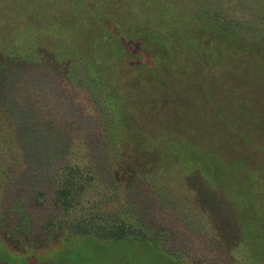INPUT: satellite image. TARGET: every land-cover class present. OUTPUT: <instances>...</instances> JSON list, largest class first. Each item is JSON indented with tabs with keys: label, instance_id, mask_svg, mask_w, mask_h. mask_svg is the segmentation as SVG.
Wrapping results in <instances>:
<instances>
[{
	"label": "trees",
	"instance_id": "16d2710c",
	"mask_svg": "<svg viewBox=\"0 0 264 264\" xmlns=\"http://www.w3.org/2000/svg\"><path fill=\"white\" fill-rule=\"evenodd\" d=\"M133 1L140 5L138 23L85 2L88 19L96 21L105 37L99 45L104 47L86 62L66 55L61 58L67 63L51 65L21 53L0 60V233L14 248L42 250L55 239L79 237L96 244L138 242L145 253L218 264L202 239L195 238L201 232L199 222L192 213H182L180 198L151 175L159 171L145 137L152 128L167 133L176 128L189 110V95L176 93L172 101L163 102L179 112L169 121L168 113L153 116L156 105L149 102L141 125L135 117L138 102L129 105L127 96L141 81L162 84L158 72L165 61L173 62L172 69L187 68L175 65L184 39L229 52L245 67H264V0H194L193 9L179 15H173L169 0ZM111 41L115 46L107 53ZM105 60L104 71L100 64ZM123 62L142 72V79L122 77ZM206 73L211 75V68L202 67L194 81ZM246 89L231 103L243 111L256 105L263 122L264 105L251 101ZM191 96L196 103L198 98ZM218 106L220 112L206 113L210 129L227 112L225 104ZM225 129L218 136L208 135L206 156H217L213 146L228 137L226 163L264 187V156L252 150L245 130L233 136ZM259 143L261 152L264 143ZM232 148L238 153H231ZM203 165L214 166L209 161ZM123 171L125 182L119 175ZM197 171L194 178H203Z\"/></svg>",
	"mask_w": 264,
	"mask_h": 264
},
{
	"label": "rangeland",
	"instance_id": "374dc122",
	"mask_svg": "<svg viewBox=\"0 0 264 264\" xmlns=\"http://www.w3.org/2000/svg\"><path fill=\"white\" fill-rule=\"evenodd\" d=\"M81 1L0 0V60L10 53H21L31 54L51 65L67 63V58H61L66 55L74 56L78 62L88 61L86 57L89 54H96L104 47L99 45L105 37L96 21L88 19L86 3L89 0H83L86 3L79 6ZM91 1L104 13L118 19L119 16L128 20L136 18L138 23L141 11L137 7L140 5L137 6L133 0ZM169 1L174 9L173 15L189 12L194 7V0ZM114 46L115 41H111L106 52ZM178 49L175 65L187 68L172 69L170 64L173 62L165 61V68L158 72L162 84L152 86L141 81L138 89L127 96L129 105L138 102L135 117L139 118L137 123L141 125L145 124L143 115L148 113L149 102L156 105L153 116L168 113L169 121L171 116L175 119L179 112L172 110L171 103L165 105L163 102L172 101L176 93L189 95V110L183 113L178 121L180 124L175 120L176 128L172 130L171 126L172 131L168 133L152 128L145 137L153 148L149 153L150 160L159 171L151 175L180 198L182 213H192L199 222L201 232H195V238L202 239L203 246L215 254L218 264H264V258H255L264 254L263 185L255 177L242 173L237 165L226 163L224 157L230 152L226 143L228 137L224 138L225 141L221 138L222 141L213 146L217 147L214 148L218 151L217 156H206L205 152L210 144L208 135L218 136L226 126L225 130L233 136L237 135L238 129L245 130L252 150L258 152L259 158L264 156V150L259 152L263 146L259 141L264 143V121H259L256 105L243 111L231 103L246 87L248 98L264 105V67L260 63L245 67L229 52L200 46L196 40L184 39ZM107 64L108 60H105L100 66L104 68ZM202 67L203 70L204 67L211 68L212 74L206 73L201 81L195 82L194 75ZM119 73L122 77H143L139 70L128 69L125 62L121 63ZM189 76L193 78L186 81ZM190 94L198 98V103L193 102ZM220 103L226 105L227 112L210 129L204 122L206 113L210 110L220 112ZM201 110L202 113H196ZM232 152L238 153V150ZM204 161L214 166L203 165ZM197 170L203 172V178H194ZM119 175L124 182L128 180L124 171ZM140 246L138 242L96 244L86 238L75 237L64 241L55 239L51 249L14 248L0 233V264H190L182 258L145 253ZM97 251L100 252L98 256Z\"/></svg>",
	"mask_w": 264,
	"mask_h": 264
}]
</instances>
